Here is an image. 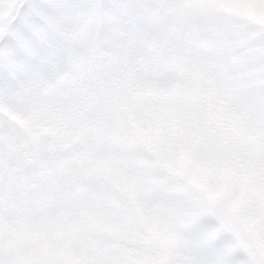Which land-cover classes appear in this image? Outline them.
<instances>
[{"label":"snow or ice","instance_id":"1","mask_svg":"<svg viewBox=\"0 0 264 264\" xmlns=\"http://www.w3.org/2000/svg\"><path fill=\"white\" fill-rule=\"evenodd\" d=\"M0 264H264V0H0Z\"/></svg>","mask_w":264,"mask_h":264}]
</instances>
